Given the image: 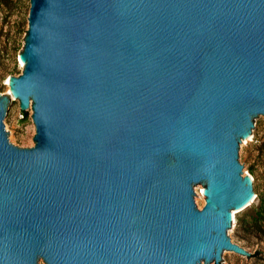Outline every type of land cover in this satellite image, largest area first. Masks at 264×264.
Segmentation results:
<instances>
[{
	"label": "water",
	"instance_id": "water-1",
	"mask_svg": "<svg viewBox=\"0 0 264 264\" xmlns=\"http://www.w3.org/2000/svg\"><path fill=\"white\" fill-rule=\"evenodd\" d=\"M28 25L35 146L0 98V264L251 257L231 237L258 203L264 0H30Z\"/></svg>",
	"mask_w": 264,
	"mask_h": 264
},
{
	"label": "rangeland",
	"instance_id": "rangeland-1",
	"mask_svg": "<svg viewBox=\"0 0 264 264\" xmlns=\"http://www.w3.org/2000/svg\"><path fill=\"white\" fill-rule=\"evenodd\" d=\"M30 0H0V98L17 107L9 136L19 148L35 146L34 110L28 116L13 94L12 78L23 74L20 57L29 30ZM261 132L243 149L247 178L256 184L258 203L236 217L231 240L251 257L228 255L227 264H264V120ZM202 209L207 204L205 189L199 188ZM43 264H45L43 262Z\"/></svg>",
	"mask_w": 264,
	"mask_h": 264
},
{
	"label": "bare ground",
	"instance_id": "bare-ground-1",
	"mask_svg": "<svg viewBox=\"0 0 264 264\" xmlns=\"http://www.w3.org/2000/svg\"><path fill=\"white\" fill-rule=\"evenodd\" d=\"M20 62H21V65L23 66V67H25V65H26V62H25V60L23 59V57L21 56L20 57ZM12 81V80H11ZM9 84H11L12 85V82L11 83H9ZM13 91V90H12ZM203 194L206 196L207 195V191L206 190H204L203 191Z\"/></svg>",
	"mask_w": 264,
	"mask_h": 264
}]
</instances>
